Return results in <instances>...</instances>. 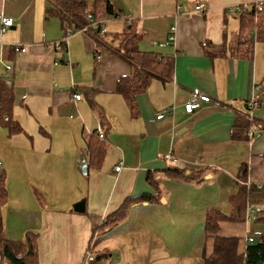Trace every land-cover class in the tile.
Here are the masks:
<instances>
[{"label":"crops","instance_id":"1","mask_svg":"<svg viewBox=\"0 0 264 264\" xmlns=\"http://www.w3.org/2000/svg\"><path fill=\"white\" fill-rule=\"evenodd\" d=\"M107 1L118 15L100 21L107 33L120 34L131 23L141 35L140 51L173 57L172 80H152L136 97L134 117L115 91L118 80L130 74L126 63L107 52L97 55L83 31L63 37L56 19H44L45 0H0V14L13 20L0 37V75L13 84L12 117L22 129L8 136L0 128V169L8 172L3 234L22 244L27 233L35 235V259L26 264H87L98 237H92V227L127 197L151 193L159 202L132 206L119 229L132 225L131 213H137L140 218L133 227L143 224L142 229L149 227L165 242L173 236L165 233L174 232L178 219L192 223L201 217L204 227L208 213L233 214L241 163L247 165L246 185H264V42H256L248 58L234 56L240 18L231 11L264 0ZM200 4L202 13L196 11ZM207 43L225 46V56L208 55L212 51L204 49ZM11 45H22L26 52L8 53ZM194 89L212 102L185 114L183 105ZM73 93L81 99L73 100ZM168 108L170 113L156 119ZM237 117L250 123L246 139L231 138ZM251 131L256 135L250 137ZM96 133L103 134V140ZM102 142L103 155L91 163L89 147ZM168 154L175 164L165 160ZM83 162L87 174L81 172ZM174 167L186 178L166 174ZM222 175L234 189L224 183L225 191L215 190L212 195L218 196L211 198L225 203L210 209L204 203L209 198L206 181L219 184ZM249 197L264 209L257 192ZM79 202L84 203L82 213L73 211ZM146 219L151 222L145 225ZM248 234L244 222L218 223L217 235L239 238V254L245 251ZM204 241L208 256L213 238ZM97 250L95 255L109 253L104 244ZM23 254L21 249L18 256ZM0 264L9 263L0 257Z\"/></svg>","mask_w":264,"mask_h":264},{"label":"trees","instance_id":"2","mask_svg":"<svg viewBox=\"0 0 264 264\" xmlns=\"http://www.w3.org/2000/svg\"><path fill=\"white\" fill-rule=\"evenodd\" d=\"M45 2L44 19H56L59 22L63 37L77 31H83L93 40L97 55L102 51L107 52L129 66L130 74L118 80L115 91L124 99L131 117L136 114V97L145 92L152 80H159L163 83L172 80L173 57L166 54L140 51L138 43L141 35L137 33L133 24L127 25L125 31L120 34L107 32L101 34L99 30L90 26V20L102 21L109 17H118L107 0H93L91 3L89 0H45ZM238 12L240 30L234 46V56L248 58L252 55L254 44L264 42V2H262L260 10L257 8V3H253ZM204 49L212 51L208 53L210 56H225L226 54L225 46L213 47L207 43L204 45ZM8 53H15L11 46ZM89 94V103L93 107L94 103L91 100L93 91H90ZM13 106V84L7 83L6 77L0 75V128L5 130L8 136L22 132L20 125L12 117ZM249 126V121L243 117H237L232 127L231 138L234 140L246 139V131ZM103 144V142L97 143L93 147H89L91 163L93 160L99 161L103 155ZM86 167L88 169V165ZM165 172L172 178H186L184 171L176 167L168 168ZM151 175H147V181L153 186L155 182ZM246 179L247 165L241 163L236 176L239 190L234 195L232 215L224 216L213 212L205 215L204 237H212L213 244L212 251L208 256L205 255L204 249L202 250V264H264V232L257 233L255 236L252 233L248 234L252 236L253 242L246 244L243 254L237 252L238 237L217 235L219 222H244L245 203L252 192H257L261 201L264 202V185H260L259 188L252 185L246 191L244 187ZM7 198L5 173L0 169V257L9 264L33 262L35 259L34 234L27 233L24 244L9 241L4 237L2 212ZM154 201H158V197L151 193L127 197L117 210L106 216L100 224L92 227V237L106 228H112L123 223L128 217L131 207L138 202L151 204ZM255 221L264 225V209H257ZM21 249L24 250V254L18 256ZM109 257V253L98 254L88 259L87 264H107Z\"/></svg>","mask_w":264,"mask_h":264},{"label":"rangeland","instance_id":"3","mask_svg":"<svg viewBox=\"0 0 264 264\" xmlns=\"http://www.w3.org/2000/svg\"><path fill=\"white\" fill-rule=\"evenodd\" d=\"M4 173L6 177V187H8V172L6 169L4 170ZM222 178L224 180L220 181L221 183L219 184H217V182L211 184L212 180L206 181L208 183L207 191L209 198L206 197L204 203L209 206L211 205L210 209L213 207L218 208L225 203V200L220 197H216L215 199L211 198L212 196H218L212 195L215 190L218 191L220 189V191H225L226 185L224 183H228V188L234 189L233 183L228 181L226 176L222 175ZM160 179L163 180V176H161ZM244 187L246 188V191L249 189V186H247L246 183L244 184ZM247 202L254 204V201L250 198H247L246 203ZM254 205L256 206V204ZM258 206L262 207L263 205ZM141 209L143 208H137L135 211L137 210L136 212H138V210ZM205 209L206 207L203 211H205ZM256 209H258L257 206ZM182 211L184 212L185 209ZM130 212L131 211H129V213ZM178 213H181V210H179ZM200 213L201 211L198 210L195 212V215L198 214L199 216ZM131 216L132 218L130 222H132V225L124 226L123 229H119L120 225H117L96 233L94 237H97L96 235H98V237L92 242L93 244L92 247L89 248L90 253L88 257L92 255L95 256L98 251L97 249L104 244L110 254L109 264H202V249L204 248L205 241L203 221L201 217H198V219H195L192 223H188L185 218H182L181 220L178 219V222L172 225L174 232L165 233L166 235L173 236L164 242V239L161 236L160 239H158L156 236L157 233L154 232V235L149 227L142 229L144 226L143 224H139L137 227L134 225L133 227V224L135 221L139 220L140 216L137 215V213H131ZM179 216L180 214L178 217ZM142 218H146V215L142 216ZM149 222H151V220L146 219L144 224L146 225ZM247 226L248 233H252L253 236L260 232V228H258L259 226L264 229V225L258 224L255 220L248 222ZM110 229L114 231H110ZM107 230L110 231L111 235L109 234L108 236Z\"/></svg>","mask_w":264,"mask_h":264},{"label":"built area","instance_id":"4","mask_svg":"<svg viewBox=\"0 0 264 264\" xmlns=\"http://www.w3.org/2000/svg\"><path fill=\"white\" fill-rule=\"evenodd\" d=\"M248 5H240V6H236V7H233L231 9V11H240L241 9H245L247 8ZM261 6H262V2H257V8L258 10L261 9ZM204 7L203 5H198L196 7V11H199L200 13L204 12ZM13 25V20L9 17H5L3 15L0 14V37L6 33V31L12 27ZM90 26L95 29V30H99L101 34H104L106 33V29L104 28V26L102 25V22L100 21H91L90 20ZM169 40H172V37L169 38ZM1 43H0V47H1ZM60 48V45L59 43L56 44V49L59 50ZM11 49L15 52V53H25L26 52V48L22 45H11ZM0 54H1V51H0ZM7 71L11 70V67L10 66H6L5 67ZM72 98L73 100H80L81 99V95L77 94V93H73L72 94ZM212 102V100L205 94L201 93L199 90L197 89H194L193 91H191L190 93V97L189 99L186 101V103L183 105V111L185 114H191L193 113L195 110H197L201 104H204V103H210ZM254 105L253 103V100L250 101L249 103V106H252ZM170 110L171 109H165L163 111H161L157 116H156V119H161L163 118L165 115H167L168 113H170ZM250 137H253L254 135H256V133L254 131H251L249 133ZM96 136L98 139L100 140H103V134L101 133H96ZM165 160L166 161H171L172 163H176V159H174L171 155H166L165 157ZM120 169L119 166L115 167L114 168V171L115 172H118ZM247 186L250 187V185L247 184ZM260 185H257L256 188H259ZM256 212H257V209H256V206L250 202H247L246 205H245V209H244V223H248V222H251L252 220H255L256 219ZM245 243H252L253 242V238L252 236L250 235H247L244 239ZM86 263H87V259H86Z\"/></svg>","mask_w":264,"mask_h":264},{"label":"water","instance_id":"5","mask_svg":"<svg viewBox=\"0 0 264 264\" xmlns=\"http://www.w3.org/2000/svg\"><path fill=\"white\" fill-rule=\"evenodd\" d=\"M81 172L82 174H87V167L83 162V165L81 166ZM73 211L76 213H82L84 211V203L79 202L73 205Z\"/></svg>","mask_w":264,"mask_h":264},{"label":"bare ground","instance_id":"6","mask_svg":"<svg viewBox=\"0 0 264 264\" xmlns=\"http://www.w3.org/2000/svg\"><path fill=\"white\" fill-rule=\"evenodd\" d=\"M182 246V245H181Z\"/></svg>","mask_w":264,"mask_h":264}]
</instances>
